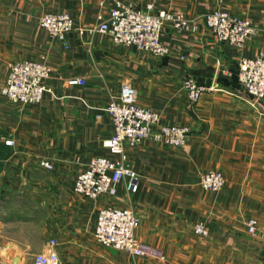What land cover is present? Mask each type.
Returning <instances> with one entry per match:
<instances>
[{
  "label": "crops",
  "instance_id": "1",
  "mask_svg": "<svg viewBox=\"0 0 264 264\" xmlns=\"http://www.w3.org/2000/svg\"><path fill=\"white\" fill-rule=\"evenodd\" d=\"M116 1L0 0V85L13 62L51 67V91L41 103L14 104L0 94V264H33L51 239L64 264H264V99L251 97L237 77L240 59L264 52V0H120L197 20L195 31L163 28L169 48L163 57L104 33H79L96 27ZM216 9L247 17L257 34L241 48L218 41L203 21ZM45 13L73 18L68 48L40 25ZM189 77L215 88L192 104L184 89ZM74 78L83 82L70 84ZM125 83L163 124L189 126L188 141L184 147L151 139L126 145L138 190L129 191L123 180L115 195L81 196L74 182L89 161L113 157L103 146L113 133L106 108ZM44 160L53 168L43 167ZM210 169L226 177L218 192L199 184ZM107 206L136 213L135 236L146 255L95 239L98 213ZM250 218L262 232L247 231ZM199 222L207 235L194 232Z\"/></svg>",
  "mask_w": 264,
  "mask_h": 264
},
{
  "label": "built area",
  "instance_id": "2",
  "mask_svg": "<svg viewBox=\"0 0 264 264\" xmlns=\"http://www.w3.org/2000/svg\"><path fill=\"white\" fill-rule=\"evenodd\" d=\"M203 21L218 41L241 48L257 34L256 27L247 17L216 9L207 13ZM40 25L51 36L68 48V35L74 30V20L68 13H45L40 18ZM170 25L177 32H190L198 28V22L182 13L174 14L166 9H158L153 3L138 7L132 2L116 1L114 8L96 27L79 29L86 32L109 35L116 44L135 47L140 51L156 57L168 55L169 48L163 44V28ZM51 67L45 62L23 60L10 64L9 73L0 85V94L10 102L19 105H35L43 101L51 87L47 84ZM237 77L240 85L255 100L264 99V52L255 57L239 60ZM74 78L70 84L82 83ZM194 78H187L184 89L190 103H196L207 90ZM138 90L131 83L122 85L117 96L111 98L107 112L113 123V133L103 141L113 157H93L86 168L77 176L74 190L77 194L97 199L102 195H115L118 184L127 180V188L136 192L139 178L132 169L125 147H135L151 139L172 147H184L190 135V128L184 124H163L158 112L141 106L138 101ZM5 144L14 145L13 139H6ZM46 169L53 166L47 160L41 162ZM226 177L220 169L203 172L199 179L202 189L211 192L220 191ZM139 218L131 208L107 206L100 209L97 217L94 236L102 245L132 256L147 254L145 246L136 238L135 228ZM247 231L251 235L262 232L256 219L246 221ZM197 235L205 236L208 230L203 222L194 225ZM56 239L49 241V248L33 257V264H64L56 251Z\"/></svg>",
  "mask_w": 264,
  "mask_h": 264
},
{
  "label": "rangeland",
  "instance_id": "3",
  "mask_svg": "<svg viewBox=\"0 0 264 264\" xmlns=\"http://www.w3.org/2000/svg\"><path fill=\"white\" fill-rule=\"evenodd\" d=\"M36 233H37V235H36V236L38 237V230H36Z\"/></svg>",
  "mask_w": 264,
  "mask_h": 264
}]
</instances>
